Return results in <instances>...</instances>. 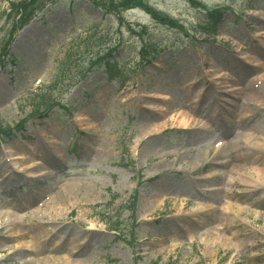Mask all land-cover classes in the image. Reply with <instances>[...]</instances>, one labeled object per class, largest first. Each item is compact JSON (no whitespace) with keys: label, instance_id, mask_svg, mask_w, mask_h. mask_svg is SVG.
I'll use <instances>...</instances> for the list:
<instances>
[{"label":"rangeland","instance_id":"1","mask_svg":"<svg viewBox=\"0 0 264 264\" xmlns=\"http://www.w3.org/2000/svg\"><path fill=\"white\" fill-rule=\"evenodd\" d=\"M98 28L63 108L0 142V264H264V0H0V132Z\"/></svg>","mask_w":264,"mask_h":264},{"label":"trees","instance_id":"2","mask_svg":"<svg viewBox=\"0 0 264 264\" xmlns=\"http://www.w3.org/2000/svg\"><path fill=\"white\" fill-rule=\"evenodd\" d=\"M216 16V15H215ZM215 18V17H214ZM218 16H216L217 20ZM214 20V22L216 21ZM152 36V35H151ZM153 37V36H152ZM88 42H84V44H80L77 42H74L72 45V50H76V52L79 51L83 46L89 47L90 45ZM157 43L155 41H148L145 44V48L143 49V54H145L147 57L156 55L157 54ZM72 56L67 58L62 64H60V67L58 68L57 72L54 75V79L52 80L51 84L43 89V92L37 93V97L34 99V105H33V113H41L45 112L48 114L56 104H55V97H54V91L58 86H63L66 82V80L69 79L70 72H72V68L74 67L73 61L70 59ZM78 67V66H77ZM0 126H2L0 124ZM13 132H9L7 136H13Z\"/></svg>","mask_w":264,"mask_h":264},{"label":"bare ground","instance_id":"3","mask_svg":"<svg viewBox=\"0 0 264 264\" xmlns=\"http://www.w3.org/2000/svg\"><path fill=\"white\" fill-rule=\"evenodd\" d=\"M4 94H6V92L5 93H3V95ZM161 97H164V98H167L168 97V94H164V93H161ZM186 116H181L179 119H178V122H180V124H184V123H186V118H185ZM148 130H150V131H152L153 129L152 128H150V127H148ZM173 154H175L176 155V157H175V159H174V161H176V160H178V159H180L181 158V156H180V152H178V150L174 153L173 152ZM240 155V153H237V156H239ZM33 156H35V153H32V157ZM8 157H9V155H8ZM11 157L13 158V159H20V160H23V159H26V155L24 154V153H20L19 155H16L15 156V154L14 153H12L11 154ZM15 157V158H14ZM10 160V159H9ZM39 160H41L40 158H36V159H31V160H29L27 163H28V168H32V167H34V166H36V165H38V164H41V162L39 161ZM257 159L256 158H253L252 160H251V163L253 164L254 163V161H256ZM34 161H36V162H34ZM159 162V161H158ZM160 164L162 163V161H160L159 162ZM240 167V166H239ZM252 169L256 172V173H258L259 174V176H260V168L259 167H252ZM250 173H249V171H243L242 173H239V175L240 176H243V177H248V178H250V175H249ZM264 184L263 183H261V182H256V184L253 186L254 188H256V189H259V188H262V186H263ZM154 197V195L153 196H151V198H145V200L143 201L144 202V206H143V211H145L144 213H153L155 210L153 209V207H155V206H157L156 205V203H155V201H153V198ZM164 200H162V202H163ZM226 208L227 209H230V206L228 205V206H226ZM39 212L41 213L39 216L42 218V219H46V218H48V219H51V221H55L56 219H57V216H55V215H53V213H51L50 215L49 214H46V210L45 211H41V210H39ZM12 215H14V216H16L17 217V214L15 213V212H12L11 213ZM20 217H18V219H19ZM82 245V244H81ZM78 247H80V245L78 244ZM16 255V254H15ZM8 258H13V255L12 256H9ZM89 259H94V258H92V257H90ZM86 262H87V260H71V259H67L65 262H64V264H86ZM15 263L16 264H33V260H31V259H28V260H25V261H19V260H17V261H15ZM43 263H45V261L43 262ZM35 264H37V263H35ZM40 264H42V263H40Z\"/></svg>","mask_w":264,"mask_h":264}]
</instances>
